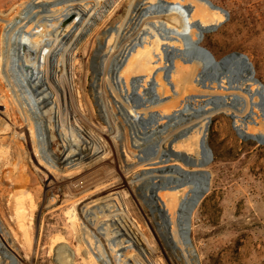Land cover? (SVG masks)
Here are the masks:
<instances>
[{"label":"bare ground","instance_id":"1","mask_svg":"<svg viewBox=\"0 0 264 264\" xmlns=\"http://www.w3.org/2000/svg\"><path fill=\"white\" fill-rule=\"evenodd\" d=\"M121 1L25 0L20 4L22 16L4 38L1 75L7 89L3 97L11 100L14 119L26 123L40 159L51 168L68 157L83 158L103 148L101 139L77 117L83 114L75 107L70 66L83 39ZM214 16L206 0H131L121 24L107 31L108 45L113 40L114 46L126 25L132 24L127 40L117 44L109 58L102 54V47L97 49L98 94L103 102L108 86L116 97L110 96L109 102H115L132 130L139 163L163 161L171 149L193 157H213L208 133L213 116L221 111L232 115L239 134H264V101L249 74L237 64L210 60L198 48L201 30ZM16 32L22 36V47L13 40ZM68 98L75 110L74 123L66 118ZM102 105L111 128L120 134L106 101ZM55 138L62 149L51 147ZM201 170L176 163L150 166L144 169L140 188L160 217L165 244L186 264L195 262L187 251L191 246L186 241L185 206L204 182ZM116 193L91 195L66 209L81 237L78 248L89 264H157L145 246L146 237L135 230ZM94 205V210L89 209ZM79 218L88 226L85 232L77 226ZM62 237L53 241L60 261L71 257L66 242L59 241ZM18 262L17 254L0 237V264Z\"/></svg>","mask_w":264,"mask_h":264},{"label":"rangeland","instance_id":"2","mask_svg":"<svg viewBox=\"0 0 264 264\" xmlns=\"http://www.w3.org/2000/svg\"><path fill=\"white\" fill-rule=\"evenodd\" d=\"M24 1L0 0V223L3 228L0 237L17 254L18 264H89L83 249L78 248L81 237L66 209L91 195L116 191L135 230H141L146 237L145 246L151 251V259L157 264H186L165 244L159 228L160 217L155 216L149 199L140 191L146 175L144 169L151 165L147 159L139 163L132 130L115 102H109L110 96L113 100L116 97L107 86L109 96L104 95V101L115 117L114 125L119 126L120 134L107 121L104 101L98 94L96 78L100 59H94L95 53L102 47V54L109 58L127 40L132 24L126 25L114 46L113 40L108 45L107 31L121 24L131 0H122L95 26L71 60L75 107L83 114L77 117L86 130L101 139L103 148L83 158L76 155L63 159L57 168L40 159L29 127L14 119L13 103L3 97L7 89L1 75L4 38L11 24L22 16L19 11ZM211 1L226 9L229 17L225 19L224 12L213 7L215 16L205 27L222 22L215 30L205 32L198 44L200 52L212 61L244 68L264 101V0ZM21 37L16 32L13 38L18 47L22 45ZM67 102L66 118L74 123L75 110L69 98ZM171 137L173 134L167 136L168 145L172 144ZM208 139L214 152L207 166L210 186L193 211L190 231L200 264H264V142L241 136L232 115L223 111L213 116ZM52 143L53 149H62L58 139ZM72 158L75 159L69 162ZM173 159L170 163L178 162ZM77 221V226H83L81 231L85 232L88 226L85 227L81 218ZM58 236H63L59 241L66 242L71 252V257L63 261L57 258L53 246ZM94 244L99 242L94 240Z\"/></svg>","mask_w":264,"mask_h":264},{"label":"water","instance_id":"3","mask_svg":"<svg viewBox=\"0 0 264 264\" xmlns=\"http://www.w3.org/2000/svg\"><path fill=\"white\" fill-rule=\"evenodd\" d=\"M206 1L212 7H218L220 10H222L224 12V14H225V19H227L229 17V12L226 9L222 8L221 6H218V5L214 4L211 0H206ZM221 22H219L217 24L209 25L207 27H203L202 30H201V33H200L199 42L202 40L205 32H210L212 30H215L221 24ZM241 136L246 137V138L247 137L248 138H254V139H256V140H258L260 142H264V135L263 134L262 135L257 134V135H254V136L253 135L246 136V135L241 134ZM172 157L174 158L173 159L174 161H178L176 163V165H182L183 164L184 167L186 166V167H189V168H202L203 169L201 171H202V173L204 175V182L192 194V196L187 201L186 206H185V208H186L185 209L186 241L188 242V246H191L190 248H187V251H188L189 255L191 256L192 260L195 262V264H200L198 254H197L196 250L193 247V244H192V241H191V236H190L191 216H192L193 211H194L195 207L197 206L198 202L201 200V198L204 196V194L206 193V191L209 188L211 174H210V171L207 169V166H208L209 162L211 161L212 157L211 156H208V157H193V156H190L189 154H187L184 151H175V150L171 149V154H170L169 158H167V159H165L163 161H160V162L152 163L150 165L151 166H158L160 164H168L172 160ZM179 162H181L182 164L179 163ZM142 194L144 195L143 192H142ZM161 235H162L163 239H165V235L163 234V232H161Z\"/></svg>","mask_w":264,"mask_h":264}]
</instances>
